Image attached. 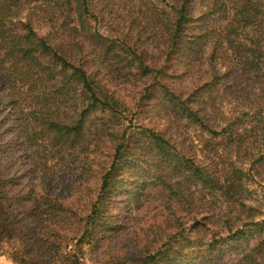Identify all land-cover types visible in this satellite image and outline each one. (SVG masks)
I'll use <instances>...</instances> for the list:
<instances>
[{
	"label": "trees",
	"instance_id": "16d2710c",
	"mask_svg": "<svg viewBox=\"0 0 264 264\" xmlns=\"http://www.w3.org/2000/svg\"><path fill=\"white\" fill-rule=\"evenodd\" d=\"M196 1L204 9L193 15ZM135 2L158 43L151 65L123 27L108 36L91 25L103 19V0H0V253L32 264L36 219L67 218L46 170L67 152L97 185L76 219L73 251L48 241L54 262L78 264L84 243L96 264H264V216L255 219L248 187L251 163L263 157L252 149L264 152V0ZM206 45L209 76L187 94L172 88L167 80L194 67ZM117 76L143 85L131 106L109 87ZM150 104L168 124L132 121ZM180 120L206 136L184 144L171 132ZM120 193L135 209L156 202L158 218L126 242Z\"/></svg>",
	"mask_w": 264,
	"mask_h": 264
},
{
	"label": "rangeland",
	"instance_id": "374dc122",
	"mask_svg": "<svg viewBox=\"0 0 264 264\" xmlns=\"http://www.w3.org/2000/svg\"><path fill=\"white\" fill-rule=\"evenodd\" d=\"M103 1L106 3V9L101 15L103 19L101 20L98 15L95 20H91V25H95L99 28L101 33L107 34L108 36L113 34L116 25H118V27H123V32H125V41L128 46L134 48V50L144 59L146 63L150 65L156 63L160 59L156 48V44L158 43L155 38L154 30H151L152 25L151 22H149L150 20L144 6H141L140 3L135 2V0ZM203 9L204 6H202V4L198 5L196 1L194 3L193 15L199 14ZM110 21L113 23L114 28L109 26ZM209 48L210 46L206 45L203 52L198 54L197 59H199V61L194 67H191L190 70H184L182 62L180 66H177L179 69L184 70L185 73L182 74L181 78L167 80L168 83H172V88L178 89L187 94L195 83L198 75L199 77L204 76L205 78L209 76L210 73L208 72L206 65V56ZM222 57L223 55H221L219 59L217 57V62L215 64L217 67L222 66L221 69L224 68L223 65H225ZM107 69L112 70V67L109 65L107 66ZM112 74L115 75L114 70L110 75ZM117 79L118 80L114 83V85H109V87L113 89L115 93L120 95L127 105L131 106L133 104L132 98L135 95V91L142 88L143 85L140 81L134 83L128 80V78H126L127 80H123V77L120 76H117ZM156 97L158 96L156 95ZM231 105L232 103L227 104L225 103V100H223L221 107L227 109L231 107ZM152 106L153 104H150L144 108L147 112L142 111L141 113L134 114V120L132 121H136V123H141L145 126L154 125V127L157 128L168 124V120H166L163 116L158 117V115L162 112L158 111L157 108L154 109ZM171 132L174 133L178 139L183 137L184 144H187L189 141H192V143L195 144L198 142V138L206 136L196 125L189 124L184 120L178 121V124ZM256 149L257 148L252 149L253 152H255L253 157L257 158L259 155L262 156L261 154H263V157L262 161L259 163L258 161L251 163V173L253 177L248 180V187L254 192L251 196L253 198L252 203L258 207L260 213L256 215L255 219H260L264 216V152L263 149H261L260 154L256 153ZM195 155L200 159L202 157V154L198 150H195ZM250 159L252 160L253 158L251 157ZM79 161L80 159L77 155L74 156L71 153L64 152L57 157V159L48 160L46 162V170H49V177H51L52 181H54L51 191L54 194L59 193V197H62L66 201V206L70 208V211H67V218H64L63 221L60 220L58 222H54L50 217L48 219L44 215L36 219L32 235L33 239L37 241L33 242V240H30L31 242L29 241L27 244L30 248L29 253L30 257H32V264L62 263L60 258H58L56 262H54L53 259H50L52 251L49 247L48 241L53 238H57L60 241L58 246H61L60 250L63 253L64 251H73L72 245L75 241V237L78 235L74 229L76 219L86 212L87 202L91 199L97 185L94 179H88L80 176L78 167ZM248 165L249 163L247 162L245 166ZM257 165L260 166L257 167ZM257 170L259 171V174H257ZM149 191L153 195H157V191L152 189ZM125 196L126 195L124 193H120L116 196V199L121 200L117 203V206L119 207L118 213H122L126 216V219L123 220L127 223L125 228L131 232L134 231L129 233V237L123 238L126 242L140 236L141 229H144L148 222L151 223L152 221H158V218L151 217L154 212L151 207H154L156 202L148 204L143 201L140 209H135L134 204L127 206V203H121ZM121 205L130 209V212L123 211V209H121ZM126 212L128 215L125 214ZM53 234L55 237H53ZM123 239H120V241L123 242ZM23 241L26 243V239ZM80 245L81 254L78 256V264H96L97 262L93 258V254L89 250V246L84 243ZM0 264H14L10 257L6 254L5 249H3L0 253Z\"/></svg>",
	"mask_w": 264,
	"mask_h": 264
}]
</instances>
